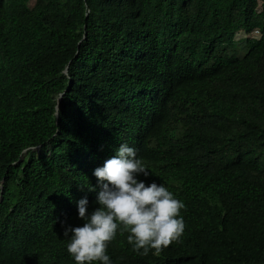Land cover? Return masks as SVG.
<instances>
[{"label":"trees","instance_id":"trees-1","mask_svg":"<svg viewBox=\"0 0 264 264\" xmlns=\"http://www.w3.org/2000/svg\"><path fill=\"white\" fill-rule=\"evenodd\" d=\"M122 142L184 231L118 228L113 264H264V0H0V264H74L61 221Z\"/></svg>","mask_w":264,"mask_h":264},{"label":"clouds","instance_id":"clouds-1","mask_svg":"<svg viewBox=\"0 0 264 264\" xmlns=\"http://www.w3.org/2000/svg\"><path fill=\"white\" fill-rule=\"evenodd\" d=\"M113 152L92 172L97 179V206L89 209L83 196L76 201L81 223L73 226L61 221L66 251L74 264H113L106 250L118 228L128 233L127 244L141 255L150 250L159 254L184 231L180 214L184 202L163 183L139 178L151 172L134 147L122 142Z\"/></svg>","mask_w":264,"mask_h":264},{"label":"built area","instance_id":"built-area-1","mask_svg":"<svg viewBox=\"0 0 264 264\" xmlns=\"http://www.w3.org/2000/svg\"><path fill=\"white\" fill-rule=\"evenodd\" d=\"M237 34L240 35V37H250V38H258L260 36V32L258 29H253L249 33H237ZM235 36H236V34H235Z\"/></svg>","mask_w":264,"mask_h":264},{"label":"rangeland","instance_id":"rangeland-1","mask_svg":"<svg viewBox=\"0 0 264 264\" xmlns=\"http://www.w3.org/2000/svg\"><path fill=\"white\" fill-rule=\"evenodd\" d=\"M32 2H33V0H29V3H32ZM239 37H240V35L236 34L235 39L237 40V39H239Z\"/></svg>","mask_w":264,"mask_h":264}]
</instances>
